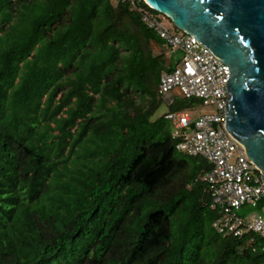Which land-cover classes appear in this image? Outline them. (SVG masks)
I'll use <instances>...</instances> for the list:
<instances>
[{"label":"trees","instance_id":"trees-1","mask_svg":"<svg viewBox=\"0 0 264 264\" xmlns=\"http://www.w3.org/2000/svg\"><path fill=\"white\" fill-rule=\"evenodd\" d=\"M164 46L124 0H0V264H264L154 119Z\"/></svg>","mask_w":264,"mask_h":264},{"label":"built area","instance_id":"built-area-1","mask_svg":"<svg viewBox=\"0 0 264 264\" xmlns=\"http://www.w3.org/2000/svg\"><path fill=\"white\" fill-rule=\"evenodd\" d=\"M124 1L129 2L142 22L161 36L170 51L182 52V59L173 70L162 74L160 93L173 102V92L177 91L186 99L217 110L195 122H191L186 110L166 116L173 125L177 149L200 156L210 165L202 179L208 185L212 208L219 212L214 227L222 234L235 237L256 234L264 238V213L248 218L238 213L245 205L261 206L264 210V178L226 128L229 66L196 37L171 30L165 22L167 17L155 15L146 0Z\"/></svg>","mask_w":264,"mask_h":264},{"label":"water","instance_id":"water-1","mask_svg":"<svg viewBox=\"0 0 264 264\" xmlns=\"http://www.w3.org/2000/svg\"><path fill=\"white\" fill-rule=\"evenodd\" d=\"M231 71L227 130L264 178V0H146Z\"/></svg>","mask_w":264,"mask_h":264},{"label":"rangeland","instance_id":"rangeland-1","mask_svg":"<svg viewBox=\"0 0 264 264\" xmlns=\"http://www.w3.org/2000/svg\"><path fill=\"white\" fill-rule=\"evenodd\" d=\"M170 23L169 20H167V24ZM169 60L172 68H174L182 59V52L180 50L177 51H171L169 52ZM174 95L177 97L179 101L187 100L185 97L180 95L177 91L174 92ZM165 103L160 108V110L155 114V118H158L162 116L164 113H167L169 111V104L166 99H164ZM186 113L189 115L191 122L197 121L201 116L205 114H214L217 113V110L214 107L201 105L196 102H194L193 106H190L187 108ZM240 216L243 217H252L255 215L263 214L264 210L261 208V206H253V205H245L238 211Z\"/></svg>","mask_w":264,"mask_h":264},{"label":"clouds","instance_id":"clouds-1","mask_svg":"<svg viewBox=\"0 0 264 264\" xmlns=\"http://www.w3.org/2000/svg\"><path fill=\"white\" fill-rule=\"evenodd\" d=\"M147 3V2H146ZM148 4V3H147ZM149 5V4H148ZM147 5V6H148ZM150 6V5H149ZM151 7V6H150ZM152 8V7H151ZM153 9V8H152ZM154 10V9H153ZM157 12V11H156ZM159 13V12H158ZM161 14V13H160ZM167 17V16H166ZM168 18V17H167ZM172 22V21H171ZM172 24H173V22H172ZM174 25V24H173ZM175 26V25H174ZM178 29V28H177ZM179 30V29H178ZM179 31H181V30H179ZM169 58V57H168ZM171 70H173V68L171 69ZM171 70H169V71H171ZM162 77V76H161ZM160 83H161V81H160ZM159 91H160V88H159ZM161 94V93H160ZM173 94H174V92H173ZM162 96L164 97V99H166L167 101H168V104L170 105V104H172L176 99H177V97L174 95V101L173 102H170V99L168 98V96H166V95H163L162 94ZM185 110H187V109H185ZM181 111H184V110H181ZM175 112H180V111H175ZM175 112H167L166 114H165V118H166V116L168 115V114H171V113H175ZM167 119V118H166ZM168 120V119H167ZM169 121V120H168ZM170 122V121H169ZM171 123V122H170ZM171 125H172V123H171ZM172 128H173V125H172ZM228 235V234H227Z\"/></svg>","mask_w":264,"mask_h":264},{"label":"crops","instance_id":"crops-1","mask_svg":"<svg viewBox=\"0 0 264 264\" xmlns=\"http://www.w3.org/2000/svg\"><path fill=\"white\" fill-rule=\"evenodd\" d=\"M155 46V50H159V51H161L162 49L159 47V45L158 46H156V45H154ZM167 47L166 46H164V50L166 49ZM168 49V48H167ZM163 51V50H162ZM169 52H171L170 51V49H169V51L167 52V55L169 56ZM169 64H170V60H169ZM171 65V64H170Z\"/></svg>","mask_w":264,"mask_h":264}]
</instances>
